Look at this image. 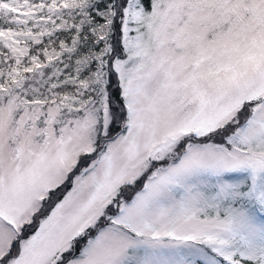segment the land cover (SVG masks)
<instances>
[{
	"label": "snow or ice",
	"instance_id": "obj_1",
	"mask_svg": "<svg viewBox=\"0 0 264 264\" xmlns=\"http://www.w3.org/2000/svg\"><path fill=\"white\" fill-rule=\"evenodd\" d=\"M0 264H264V0H0Z\"/></svg>",
	"mask_w": 264,
	"mask_h": 264
}]
</instances>
